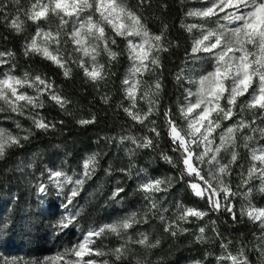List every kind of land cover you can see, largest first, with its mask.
Returning a JSON list of instances; mask_svg holds the SVG:
<instances>
[{"label":"trees","instance_id":"16d2710c","mask_svg":"<svg viewBox=\"0 0 264 264\" xmlns=\"http://www.w3.org/2000/svg\"><path fill=\"white\" fill-rule=\"evenodd\" d=\"M132 2L138 3V0H132ZM151 2L152 7H141L149 27L153 32L158 33L163 25H168L167 37L178 45L172 50L170 56L165 55L162 71L164 72L166 91L165 101L162 102L164 105L161 110L162 117L165 108L175 111L182 106L178 102L183 100L184 91L190 86L189 79H195L200 74L210 70L211 65L206 60L198 63L193 59L191 53L192 35L186 27H180L181 23L185 25L189 23L187 11L190 9L192 0H151ZM57 23L58 20L53 15L50 21L44 24V27L46 30L52 31ZM35 30V22L28 21L25 25L24 35L34 34ZM107 32L114 36L110 28L107 29ZM115 38L118 41L119 49L117 46L113 49H122L124 46L123 38ZM24 43L25 40L20 35L0 24V50L8 49L17 53L18 75H23L25 71H28L30 76L40 74L42 77H46L52 84V91L68 101L66 107L71 113L85 117H90L94 113L97 120L92 125L80 128L72 123L70 116L64 114L60 105L50 100L48 93L44 94L42 99H44L45 107L34 109L33 112H38L39 116L44 117L49 124H56L59 131H53L51 128L47 133L35 130L36 135L31 137L29 142L24 143L21 148L10 149L6 159L0 161V255L7 259L19 257L25 260H37L44 256L50 257L62 253L71 246L75 240L74 228L77 226H70L63 230L57 227V222L62 216L59 212L58 202L62 201L63 197H56L55 191L40 197L34 191L35 181L32 180V176H39L42 168L53 167L62 168L69 175H72L73 172L79 175L82 171L81 164L86 151H102L104 156L101 161L102 167L96 171L91 179L86 180L80 195L74 202L86 209L85 218L83 220L78 218L80 225L85 229L90 224L95 226L119 219L130 212H137L136 219L146 222L135 223L128 230L129 235L135 237L138 231L151 229L155 236L162 233L168 223L173 222L169 218L177 211L174 205L182 203L186 206L197 207L200 210H209V206L205 202L199 201L198 198L190 194L185 186V180L180 178L178 170L164 164L157 153H152L149 149L141 150L139 156L133 158L136 166L132 169V179L128 178L129 162L123 156L122 150L118 148L119 138L127 135L130 128L133 133H143L146 130L141 129L139 125L132 127L135 122L123 112L122 107H118L121 102L123 106L129 105L124 93L120 91V82L128 66L126 55L122 57L120 64L113 67L115 75L108 83L101 85L100 88H94L85 83L82 70L76 67L77 56L80 60L83 59L80 53L72 51L75 45L65 46L60 52L61 57L68 58L70 63L67 66L72 69L71 78L66 79L62 75L63 70L58 68L56 64L39 56L32 59L24 57ZM104 58L106 59V57ZM252 67L255 68L256 65L253 64ZM28 92L34 94L33 89H28ZM106 94L112 96L107 105L101 100V96ZM221 103L224 104L225 101ZM137 107L147 110L140 99L137 100ZM24 112V116L10 111L5 112L7 118L2 119L5 127L14 129L15 120H19L25 128L34 127L28 118V108H25ZM2 114L0 112V116ZM161 117H151L161 125L164 136L161 141V149H158L157 152L165 150L169 155L177 156V153L171 151L174 146L167 137ZM175 118L180 125H184V121L178 112L175 113ZM240 118V115L236 117L237 120ZM234 124L235 121H222L224 129ZM219 133L220 129H217L213 134L216 139H219ZM149 135L154 134L149 133ZM236 135L239 134L236 133ZM247 135H253V133L249 131ZM233 142L239 143L236 140ZM250 143L255 144L256 147L260 146L256 141ZM128 146L135 147L130 145L129 141H125L124 147ZM239 151L250 160L249 150L241 148ZM110 163L117 168L124 167L125 171H115L109 175L105 169L111 172ZM30 164L32 167L29 168L28 165ZM244 167H247L246 162H244ZM141 168L147 169V173L151 177L170 175L174 180L173 186L167 193L153 194L156 200L161 201L158 205L159 214L157 209H153L149 201L139 191H136L137 172ZM240 171V168L233 171L235 175L232 176L230 183L234 191H237L236 185L240 182L238 175ZM140 175L143 176L144 174L140 173ZM117 179L125 189L118 201L109 199L113 188L117 187L115 184ZM187 179L190 180L191 178ZM105 181H107L106 189L101 192L100 189ZM254 183L258 184L259 182L255 180ZM238 192L240 195L231 198L232 205H230L237 215L239 212L236 206L242 199L243 189ZM254 202H264V199L254 198ZM149 209L151 210L149 211ZM165 209H167L166 212ZM161 215L166 218L163 222L160 219ZM190 220H195V218H190ZM213 220L216 221L218 233L212 231L211 221ZM206 222L210 224L208 234L217 236L216 244L213 246L216 254L220 252L221 240L235 239L241 233L244 234L245 240L252 238L253 232L259 235L255 226L247 224L232 226V216L228 213L218 214L209 211V216L199 221V224L202 226ZM184 226L191 228L193 232L196 230L194 223H188ZM103 243L104 250L108 251L109 247H115L121 241L115 236H110L105 238ZM169 243L168 240L162 243L164 251L154 250L155 254L150 258L156 261V264H180L181 260L203 259V251L209 247L208 245L196 244L194 236L188 233L180 236L173 248H169Z\"/></svg>","mask_w":264,"mask_h":264},{"label":"snow or ice","instance_id":"6c2138e0","mask_svg":"<svg viewBox=\"0 0 264 264\" xmlns=\"http://www.w3.org/2000/svg\"><path fill=\"white\" fill-rule=\"evenodd\" d=\"M138 6L150 8L152 2L151 0H138ZM10 7L6 0H0V24H3L7 29L11 25V29H14L15 33H18L25 40L23 56L29 59L36 56L42 57L44 60L56 64L58 68L63 67L65 75L71 71V68L67 66L70 63L68 58L60 56V52L65 46L75 45L74 52L82 53L84 57L90 58L96 56L98 47L111 54V50L117 46L118 41L113 43L112 40L104 37V28L94 22L97 14L103 18L105 25L111 23L116 28L117 33L124 34L129 27L123 22L130 16L124 7V0H32L30 7H25V14L21 23H17L19 17L14 18L9 15ZM218 12H223L222 19L228 22L218 29L205 28L200 23L183 24V27H186L189 32L199 29L198 34H194L192 37L191 53L193 59L210 58L212 67L211 70L206 71V74H200L196 79H189L190 86L185 89L183 100L178 102L182 106L168 113L171 135L176 139V147L178 151L183 153L184 157L183 166L186 175H182L180 178L189 182V186L196 190L197 196H200L203 189L207 187L204 181L208 180L207 173L202 167H198L197 157L199 156L204 163L212 161L211 168L216 163L213 156L219 152L220 156L216 159L224 157L223 162L226 163L227 156L224 149L227 148L228 151H231L233 136L236 133L239 134L235 136V140L239 141L235 144L236 148L238 150L241 148L251 149L252 158L248 160L247 156L241 155L239 159H236L233 155L234 167L232 170L241 168L243 165V172L253 178L249 186H254L255 178L264 173V129L257 127L256 124H245L243 120L236 119L241 112L240 103L248 101L250 106L256 110L255 115L260 117L257 124L264 126V115H262L264 113V86L258 88V85L264 81V27L258 23L259 14L264 12V0H206L203 7L189 9L187 15L200 17L207 23L213 17L219 21L221 17L217 15ZM53 15L57 18L58 23L52 31L46 30L44 24ZM6 16L7 19H5ZM88 17L92 19L89 20ZM28 21L35 22L36 30L34 34L25 36V25ZM37 29L44 30L38 31ZM69 35L72 37L71 40ZM115 35L114 33V37ZM160 38L157 34L156 39ZM151 40V37L145 35L143 44L130 49V54L139 64L150 63L149 44ZM78 59L79 56H77L76 61ZM64 61H67V64ZM253 62H255V68L252 67ZM256 68H261V72L256 74ZM81 69H87V61H84ZM18 70L17 53L8 49L0 50V102H2L0 108L5 102L10 105L13 111L28 108V118L33 120L36 129L49 130L53 125L57 127L56 124L46 122L44 117L39 116V113L33 112V110L45 107L44 99H42L45 93H48L51 101L61 107L67 100L63 99L61 95H55L56 92L52 91V84L46 77L41 76L40 81H35V84L39 85L36 88L34 84L36 75L30 76L28 71H25L23 75H18ZM89 75L91 79L96 80L100 78L101 72L93 70L90 71ZM229 77L232 79L229 80ZM226 82L230 85L227 90L225 89ZM124 84L130 97L129 105L123 106L127 109L130 106L131 98L137 96L138 89L131 81H125ZM28 89H33L34 94H29ZM222 101H225V110H227L229 103L235 107V115L227 113V111L226 114L231 116L228 121H235L236 127L234 130L229 129L223 138L219 135V143H215L216 136L213 134L217 128L215 127L214 115ZM176 112L179 114L183 112L187 116L184 124L191 123L189 131L191 133L190 139L193 142L192 147H189L188 131L183 130V126L175 118ZM248 119L251 121V117ZM14 123V129L0 127V153L31 138L24 129L19 127L17 122ZM81 123L88 124L89 121L84 120ZM219 129L220 132H224L223 127ZM249 131L253 135H247ZM241 137L247 138V147H241L243 143ZM253 141L259 143L260 146L256 147L255 144L250 143ZM194 152L196 155L193 154ZM244 162L247 163L246 168ZM93 163V159L88 158L82 162V171L79 175L75 172L72 173L81 187L89 179L93 171ZM28 167L30 168L32 165L30 164ZM140 173L144 175L141 176ZM187 178L191 179L188 180ZM137 179L141 181V192L146 194L152 192L155 186V177H151L139 169ZM32 180L35 181L34 191L41 197L50 194L52 191H55L58 197H63L61 207L67 216L65 218L62 214L57 222V227L61 230L68 229L70 226L76 227L79 223L80 212L84 211L85 208L74 203L78 197L77 193L65 191L64 185L67 183L65 171L55 167L42 168L39 176L33 175ZM124 190V187L118 184L116 189L111 192L110 197H114L118 201ZM238 191L240 188H237ZM242 194H246V189L243 190ZM212 195L209 189L205 200L210 201ZM223 195L224 193H220L217 200ZM231 198L233 197L229 193V199ZM151 207L157 209L159 214L156 203H153ZM174 207L177 209L178 217L173 214L169 218L176 220V224H172L171 227H177L186 218H197L203 215V211L200 209L186 207L180 211L177 205ZM216 208L219 209V203L216 204ZM164 211L166 212L167 209ZM259 213L257 219L264 217V209H259ZM231 214L236 220L240 218L234 209ZM160 217L162 222L166 219L163 215ZM122 228H130L127 219L100 223L93 226L91 230L83 228L80 230V240L62 253L45 257L42 260H25L19 257L7 259L0 255V264H102L105 257L110 264H118L112 253L104 250L103 242L106 238L105 233L120 232ZM116 251L119 253L123 249H116ZM192 261L193 264H199V259L193 258Z\"/></svg>","mask_w":264,"mask_h":264},{"label":"clouds","instance_id":"9594fccd","mask_svg":"<svg viewBox=\"0 0 264 264\" xmlns=\"http://www.w3.org/2000/svg\"><path fill=\"white\" fill-rule=\"evenodd\" d=\"M6 2L11 6L9 8V15L12 17H19L17 19V23L22 22V18L25 14V7H30L32 0H6ZM124 7L126 8L127 12L130 16L123 21L125 24H128L129 27L124 34L117 33L116 28L113 27L111 23L105 25V22L102 17H97L94 21L100 27L104 28V37L108 40H112L113 43H116L115 37H121L124 40V46L120 50H111V54L105 52L103 48L98 47L97 53L95 57L90 58L87 61V69L82 70L81 65L84 64V61L78 59L76 61V67L81 69L83 72V79L85 83L90 84V86L94 88H100L101 85H106L108 81L115 75L113 72V67L121 63L122 57L126 55L128 66L125 69L123 79L120 82V91L124 93L125 98L129 101L130 97L127 93V87L125 86V81H131L134 85L137 86V96L131 98L130 106L125 109L123 107V103L121 102L118 104V107L123 108V112L131 118L135 124L132 127H136L139 125L141 129H144L143 133L136 132L133 133L131 128L128 130V134L125 136H121L119 138L120 143L118 148H120L123 152V156L128 160V169L127 175L129 179H132V169L135 168V161L134 157L139 156L140 151L144 149L151 150L152 153H157L159 159L163 161L164 164L170 165L173 169L178 170V174L181 177L182 175H186L185 169L183 166V153L178 151L176 147V139L172 137L170 132V121L168 119V113L170 109L163 110V116L161 117V110L164 108L162 102L165 101V91H166V82L164 79V72L162 69L164 68V60L165 55H171L172 50L178 47L175 41L169 40L167 37L168 32V25H163L160 28V31L153 32L152 29L149 27L147 18L144 15V11L141 7L138 6V3H133L132 0H124ZM19 10L18 12L16 10ZM8 17L6 16L5 19ZM51 19V18H50ZM50 19L48 21H50ZM91 20V17H88ZM46 21V22H48ZM11 31L15 33L14 29H11V25L8 26ZM183 28V23L180 25ZM110 28L112 33H115V37L110 35L107 32V29ZM38 31H43L44 29H37ZM18 34V33H16ZM157 34L161 37L160 39H156ZM147 35L151 37L152 40L149 44L150 47V63L149 64H139L135 61V58L130 54V49L134 46H139L144 43V37ZM62 39V37H61ZM69 39L71 40L72 37L69 35ZM103 40V38H101ZM95 43V41H93ZM117 48L119 49V45L117 44ZM24 51V49H23ZM73 51V49H72ZM77 51H79L77 49ZM103 54V55H102ZM26 57V56H25ZM100 57V59H98ZM106 57V59L104 58ZM67 64V61H64ZM255 62H253L254 64ZM60 69L63 70L62 75L66 79H70L72 76V69L68 75H65V69L61 67ZM93 70H99L101 72L100 78L93 80L91 79L89 73ZM261 68H256L255 73L258 74L261 72ZM138 73V75H137ZM147 77V79H145ZM179 79V78H177ZM229 80L232 79L231 77L228 78ZM41 75L37 74L34 77V84L35 81H40ZM255 82V81H254ZM264 86V81H262L258 88ZM35 87L38 88L39 85L35 84ZM51 87V85H49ZM230 87V85L226 82L225 89ZM56 96H59L58 93H55ZM51 99V97H50ZM112 99L111 95H103L101 96V100L105 105L109 104L110 100ZM143 100L144 103L147 105V110H143L137 107V100ZM43 102V101H42ZM68 101L64 104V106H60L62 111L65 115L70 116L72 123L80 128H83L87 125H92L96 123L97 117L96 114H92L90 117H85L83 115H75L71 113L68 108L66 107ZM0 111L2 112H13L18 113L20 116H24L25 112L23 108L18 110H11L10 105L5 102ZM240 116L241 120L244 121L245 124H256L257 127H261L264 129V126L258 125L257 121H259L260 117L255 115L256 110L250 106L248 101H244L240 103ZM227 113H231L232 115L236 114L235 107L230 103L227 106V110H225L224 104H220L217 108L214 119H215V127L217 129L222 128V121H228L231 119L230 115ZM264 115V113H262ZM161 117L163 120V127L167 132L168 139L171 140L172 145L175 147L171 148L173 153H177V156L169 155L167 151L160 150L157 152L158 149H161V141L163 140L164 136L161 131V125L157 123L156 119H152L151 117ZM181 119L184 121L187 119V116L181 112L180 114ZM251 117V121L248 118ZM10 118V117H9ZM32 122L34 127L25 128L20 121L15 120L19 127L25 130L31 137L36 135L35 130H39L35 128L33 120L29 118ZM87 120L89 121L88 124H82L81 121ZM177 127H180L177 125ZM236 125H230L224 132H220L219 135L221 138L228 132L229 129H235ZM53 131H59L55 125L51 128ZM191 123L184 124L183 130L188 131L189 133V147H192V141L190 139L191 133ZM47 133L49 130H41ZM149 133H153L154 135H149ZM30 139H26L24 143L29 142ZM235 138L233 137V141ZM129 141L130 145H134L135 147H124V142ZM241 147H247L248 140L246 137H241ZM24 143H21L18 146H12L10 149L21 148L24 146ZM237 142H233L231 146V151H228L227 148L224 149V152L227 156V162H223L224 157H220V159H216V157L220 156V153L217 152L213 156V159L216 161L215 166L210 168L212 161H208V163H204L203 160L198 156L197 162L198 167L203 166V170L208 175V180H205L204 183L207 185L206 188L203 189V192L200 196L196 195V190L189 186V182L185 181V186L189 190L190 194L198 198L199 201L205 202L209 206V210L203 211V215L195 218V220L185 219L179 223L177 227H171L172 224H176V220H173L172 223H168L167 226L163 229V232L157 235H153V231L151 229H146L143 231H138L133 237L129 235L128 230L131 229L135 223H141L146 221L137 220V212H130L124 217H121L116 220H123L127 219L130 225L129 229L122 228L120 232L112 233L108 232L105 233L106 238L110 236H115L121 243L113 248L108 249L112 253V256L117 260L118 264H156V261L151 259L155 253L154 250L160 249L162 251V243L166 240L170 241L169 248H173L176 245L180 236H183L185 233H188L194 236V242L200 245H208L209 247L203 251V259H199V264H264V217L257 219L260 215L259 209H264V202H254V198H261L264 199V173H261L259 177L255 178L258 180V184H254V186H249L252 183V177L247 176L243 172V165L241 166V171L239 172V184L236 185L237 188L246 189V194L242 195V199L239 204L236 206L239 212V219H234L232 213L233 207L232 199H229V193H231L232 197L235 198L240 195L239 192L234 191L231 186V178L235 173L233 172L234 167V160L233 155H235L236 159H239L242 155L241 152L236 148L235 144ZM181 147L183 145L181 144ZM199 147V146H198ZM6 150L0 153V161H4L9 154V150ZM250 159L251 157V149H249ZM196 155V153H193ZM104 153L102 151H90L85 152L83 156V160H87L88 158H92L93 163V171L89 176V179L92 178L96 174V171L102 167L101 161L103 160ZM109 168L105 169L109 175L112 172L125 171L124 167H114L111 163L109 164ZM142 171L147 173V169L141 168ZM74 173V172H73ZM67 177V183H65V189H68L70 192L77 193L78 196L80 195L81 187L77 181L75 180L74 176L69 175L65 172ZM243 177V178H242ZM155 186L151 193H143L141 192V181L138 180L136 183V191H139L145 199L149 201V204L152 205L156 203L157 207L161 201H158L154 198L155 193L165 192L167 193L168 190L173 186L174 180L170 175H163L155 177ZM202 178V177H200ZM115 184H120L119 179L115 181ZM71 185V188L68 186ZM107 181L104 182L100 191L106 189ZM116 187L113 188V191ZM209 189L212 192V198L210 201L205 200V196H207ZM220 193H224L223 197L217 200V197L220 196ZM151 197V199H149ZM109 199L115 200L114 197H109ZM219 203V209L216 208V204ZM186 206L182 203L177 204V208L182 211L185 209ZM198 209L197 207H192ZM151 209H149L150 211ZM166 210V209H165ZM84 211L80 212L79 218L83 220L85 218ZM209 211L213 213H228L232 216L233 225L232 226H239V225H250L255 226L256 229L259 231V235H256L255 232L252 234V238L245 240L244 234L241 233L235 239H227L226 241L221 240L219 244L220 252L216 254L213 250V246L216 244L217 236L209 235L208 228L210 224L208 222L204 223L202 226L199 224V221L204 220L205 217L209 216ZM174 215H177L178 212L176 211ZM161 219V217H160ZM113 220V221H116ZM194 223L196 224V230L193 232L191 228L185 227V224ZM79 228V231L82 230L84 227L80 225V222L76 225ZM212 231L214 233H218L219 229L216 227V221H211ZM229 226V227H232ZM92 225L90 224L87 228L89 230L92 229ZM171 229V230H170ZM123 249L122 252H117L116 249ZM234 258V259H233ZM102 264H110V262L105 259ZM180 264H193L191 259L181 260Z\"/></svg>","mask_w":264,"mask_h":264},{"label":"rangeland","instance_id":"374dc122","mask_svg":"<svg viewBox=\"0 0 264 264\" xmlns=\"http://www.w3.org/2000/svg\"><path fill=\"white\" fill-rule=\"evenodd\" d=\"M205 3H206V0H192V4L190 5V9H192V8H201V7L204 6ZM217 15H218L219 17H221V19H220L219 21H217L216 18L213 17V18H212L210 21H208L207 23H205L204 20H203L202 18H200V17L189 16V23H188V25H189V24H192V23H200V24H203V26H204L205 28H211V29L215 30V29L220 28L221 25H224V24H227V23H228L227 21H224V20L222 19L223 15H224L223 12H218ZM97 17H98V14H97ZM258 23L260 24L261 27H264V12H261V13L259 14V17H258ZM198 31H199V29L195 30L194 32H190L191 35H192V37H193L194 34H198ZM192 40H193V39H192ZM52 47H55V45H52ZM80 54H81V57H82V59H83L82 61H88V60H90V57H84L82 53H80ZM192 56H193V54H192ZM194 60L197 61L198 63H201L202 61L206 60V61H208V62L210 63V65H211V67H212V62H211V59H210V58H201V59H199V60H198V59H194ZM210 70H211V68H210ZM202 74H206V72H204V73H202ZM196 78H198V77H196ZM196 78H195V79H196ZM145 79H147V77H145ZM29 94H30V92H29ZM137 94H138V93H137ZM141 101H142V103H144L143 100H141ZM0 104H2V102H0ZM144 105L147 107V105H146L145 103H144ZM3 106L6 107V105H3ZM1 113H3V114L0 116V127H5V125H4L3 122H2V119L7 118V117H6V115H5V112H1ZM233 137L235 138V134H234ZM215 143H219V139H216V140H215ZM201 167H202V166H201ZM74 178H75V177H74ZM258 182H259V181H258ZM68 187L71 188V185H69ZM65 190L68 191V189H65ZM38 195L41 197L40 194H38ZM43 197H44V196H43ZM56 197H58V196L56 195ZM58 207H59V212H60V214H61V215L63 214V215L65 216V218H66L67 214L64 212V209L61 207V201L58 202ZM74 233H75V240L72 242V244H71L70 247L74 246V245L80 240V238H81V233H80V231H79V228H77V227L74 228ZM70 247H69V248H70ZM55 255H56V254H55ZM53 256H54V255H53ZM45 257H48V256H44V257H42L40 260H42V259L45 258Z\"/></svg>","mask_w":264,"mask_h":264},{"label":"built area","instance_id":"2783aa9c","mask_svg":"<svg viewBox=\"0 0 264 264\" xmlns=\"http://www.w3.org/2000/svg\"><path fill=\"white\" fill-rule=\"evenodd\" d=\"M170 140V139H169ZM170 143H171V140H170ZM172 144V143H171ZM175 147V145H173ZM203 147V146H202Z\"/></svg>","mask_w":264,"mask_h":264}]
</instances>
